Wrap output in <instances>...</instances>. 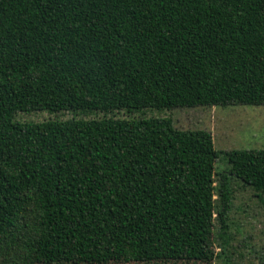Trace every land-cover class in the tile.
Here are the masks:
<instances>
[{
	"label": "trees",
	"instance_id": "obj_1",
	"mask_svg": "<svg viewBox=\"0 0 264 264\" xmlns=\"http://www.w3.org/2000/svg\"><path fill=\"white\" fill-rule=\"evenodd\" d=\"M264 105V0H0V264H264L229 230L264 147L202 129L16 132L18 112Z\"/></svg>",
	"mask_w": 264,
	"mask_h": 264
},
{
	"label": "rangeland",
	"instance_id": "obj_2",
	"mask_svg": "<svg viewBox=\"0 0 264 264\" xmlns=\"http://www.w3.org/2000/svg\"><path fill=\"white\" fill-rule=\"evenodd\" d=\"M167 127L177 129H202L208 132L213 148L218 152L214 170L225 166L223 153L232 149L264 147V105L196 106L190 108L152 109L132 113L126 110L73 111L56 113L46 111L18 112L13 118L16 132L38 133L40 131L80 130L107 132L120 128ZM232 192L229 230H240L236 235H249L257 249L261 245V230L264 231V197L261 198L242 183L230 179ZM95 264H216L213 261L194 260L134 262L110 260Z\"/></svg>",
	"mask_w": 264,
	"mask_h": 264
}]
</instances>
